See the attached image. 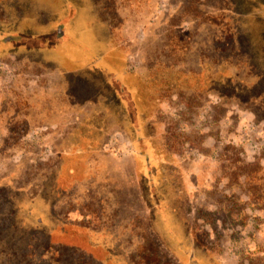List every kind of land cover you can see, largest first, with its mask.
Segmentation results:
<instances>
[{
    "label": "rangeland",
    "instance_id": "obj_1",
    "mask_svg": "<svg viewBox=\"0 0 264 264\" xmlns=\"http://www.w3.org/2000/svg\"><path fill=\"white\" fill-rule=\"evenodd\" d=\"M0 264H264V0H0Z\"/></svg>",
    "mask_w": 264,
    "mask_h": 264
},
{
    "label": "trees",
    "instance_id": "obj_2",
    "mask_svg": "<svg viewBox=\"0 0 264 264\" xmlns=\"http://www.w3.org/2000/svg\"><path fill=\"white\" fill-rule=\"evenodd\" d=\"M114 80L116 81H113L114 82V84H116V90L117 91H119V92H121L123 89L121 88V86L119 85V83L117 84V82H119V81H121L118 77H114ZM123 93H125L124 91H123ZM124 99H128L127 97H125ZM132 107H133V105H132Z\"/></svg>",
    "mask_w": 264,
    "mask_h": 264
}]
</instances>
